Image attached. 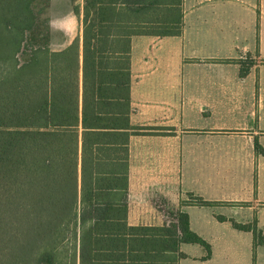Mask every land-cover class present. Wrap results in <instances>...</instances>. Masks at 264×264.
I'll return each instance as SVG.
<instances>
[{
	"label": "trees",
	"instance_id": "1",
	"mask_svg": "<svg viewBox=\"0 0 264 264\" xmlns=\"http://www.w3.org/2000/svg\"><path fill=\"white\" fill-rule=\"evenodd\" d=\"M70 1L81 28L52 51L49 0H0V264H177L182 243L208 259L185 213L167 226L131 227L121 197L130 39L179 36L182 0ZM231 61L241 77L253 65ZM254 150L264 155L256 140ZM231 224L264 245L255 220Z\"/></svg>",
	"mask_w": 264,
	"mask_h": 264
},
{
	"label": "crops",
	"instance_id": "2",
	"mask_svg": "<svg viewBox=\"0 0 264 264\" xmlns=\"http://www.w3.org/2000/svg\"><path fill=\"white\" fill-rule=\"evenodd\" d=\"M48 4L60 51L80 21L70 0ZM181 16L179 36L130 39L125 222L159 228L183 212L211 253L182 243L177 264H264V245L231 224L255 220L264 237V0H182ZM246 58L241 77L231 60Z\"/></svg>",
	"mask_w": 264,
	"mask_h": 264
},
{
	"label": "rangeland",
	"instance_id": "3",
	"mask_svg": "<svg viewBox=\"0 0 264 264\" xmlns=\"http://www.w3.org/2000/svg\"><path fill=\"white\" fill-rule=\"evenodd\" d=\"M48 7H49V4L47 5V9H46V15H48ZM57 40H54V41H58L59 40V37H56ZM190 199V198H189ZM191 201V200H190Z\"/></svg>",
	"mask_w": 264,
	"mask_h": 264
}]
</instances>
